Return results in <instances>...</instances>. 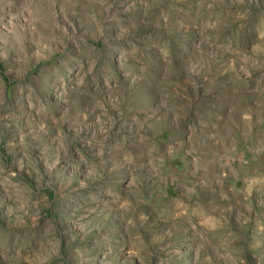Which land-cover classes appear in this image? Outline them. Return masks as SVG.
Segmentation results:
<instances>
[{"label": "rangeland", "instance_id": "1", "mask_svg": "<svg viewBox=\"0 0 264 264\" xmlns=\"http://www.w3.org/2000/svg\"><path fill=\"white\" fill-rule=\"evenodd\" d=\"M0 264H264V0H0Z\"/></svg>", "mask_w": 264, "mask_h": 264}]
</instances>
